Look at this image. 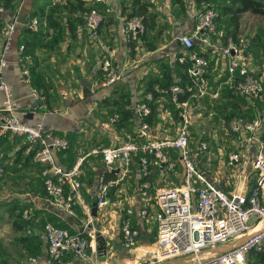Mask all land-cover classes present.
Returning a JSON list of instances; mask_svg holds the SVG:
<instances>
[{
  "label": "crops",
  "instance_id": "obj_1",
  "mask_svg": "<svg viewBox=\"0 0 264 264\" xmlns=\"http://www.w3.org/2000/svg\"><path fill=\"white\" fill-rule=\"evenodd\" d=\"M38 1H14V11H17L19 21L6 52L3 75L10 84L15 112L18 116L29 122L40 120L45 126L55 131L67 133L69 145L54 153L56 161L63 166H69L78 155H82L78 173L81 181L79 186L81 201L77 203L73 216L47 202L44 199L38 162L33 160L30 154L22 151L23 135L11 132L0 136V163L4 168L0 176V187L15 188V190L7 191V196L0 197V200L7 202L8 199H12L9 206L10 213L14 215L9 222L12 228L15 220L27 223L22 228H13L20 232L18 237L22 235L28 237L26 240L17 241L19 247L26 250L30 256L37 257L35 264H46L44 243L39 237L42 224L49 221L69 230L80 231L82 219L86 215L85 208H88L94 234L99 232L103 236L104 252L99 253L96 244V252L91 254L89 259L81 260L67 254L63 261H69L71 264H154L153 205H149L148 214L145 217H139L136 213V209L142 202L141 182L144 179L148 180L149 197L154 196L158 189L179 183L182 177V165L177 149L165 148L173 160L171 167H167L166 163L151 164L143 175L138 159L134 157L135 153L127 169L121 174L118 167H108L100 153L91 151V148L118 142L130 136L137 138L136 128L141 118L133 110L132 104L148 90H145L146 86H152L158 91L151 99L149 119L144 118L150 138L175 133L180 121L179 101H184L189 108L190 119L187 127L188 145L191 149L200 138L204 140L207 138L205 131L199 127L200 122L206 118H209L213 124L219 123L227 127L228 116L236 113L246 116L258 115L264 122V48L261 45L263 42L257 43V39L255 41L252 39L254 35L250 36L246 57L253 71L263 78V86L258 95L247 97L242 94H230L224 60L218 48L225 32L230 28L228 12L218 13L216 24L221 35L212 37L213 42L210 44L202 43L197 37H193L192 44L185 47L176 37L179 32H190L197 21V11L207 2H214V0H142L146 2L152 25L146 26L144 36L143 32L139 35L138 47L133 46L131 41L132 49L130 40L126 38L123 31L125 15L135 8L131 7V0H107L96 3L102 13L98 24V36L103 46L95 42L83 21L74 19L76 10H68L62 6L55 7L53 14L60 24V35L55 37L52 45L36 43L31 45L34 74L46 84L47 102L45 104L43 100L34 99L29 94V83L21 79L18 60V44L25 37H31L25 29V21L29 17L33 4ZM60 1L50 0L52 4H59ZM105 6L109 8L105 9ZM12 9L13 7H6L0 10L2 22L9 18L13 12ZM71 24L73 29L69 27ZM262 28H264L263 19ZM150 43H153V46H149ZM184 51H196L208 57L209 66L205 73L207 92L202 95L189 92L174 103L170 99L168 86L159 84L166 81L168 77L175 81L181 80L185 68L176 55ZM103 57L109 59L111 69L121 71V76L111 83L105 84L99 81L100 62ZM190 88L194 90V85ZM120 93L126 94L129 101L122 100ZM115 98L116 100L112 102ZM1 99L0 90V104ZM122 105L129 107L126 116L117 125L109 122L108 115L116 106ZM195 109H198L200 115ZM213 129L214 127L211 128ZM229 131L231 132L230 129ZM213 137L215 134L211 132L209 138ZM232 139L233 136L230 138L229 146L223 152H221L222 146H218L220 149L215 153V162L219 166L217 170L220 171L217 177L213 170H207L209 167L206 166L205 169L198 165L208 177L226 190H230L237 180H244V174L248 175L246 185L250 184L253 178L251 172L249 173L251 169L249 164L243 166L242 173H238L235 168L226 164V152L234 148ZM254 148L255 144L252 143L249 153ZM241 151L244 152L242 149ZM196 158L195 156V163ZM108 169L112 174L107 177L118 179L109 185L106 204L97 207L94 200L97 176L99 173L104 175L103 171ZM93 204L95 208L92 210ZM127 208H131L130 214L125 213ZM18 212L21 214L18 215ZM23 212H27L26 217H23ZM122 217H127L130 224L138 229L137 240L132 248H125L121 244L119 224ZM31 234L33 237L30 236ZM233 243L235 241L220 244L209 252L223 250ZM189 261L190 258L187 255L163 260L167 264H186ZM15 263L18 264V262Z\"/></svg>",
  "mask_w": 264,
  "mask_h": 264
},
{
  "label": "built area",
  "instance_id": "obj_2",
  "mask_svg": "<svg viewBox=\"0 0 264 264\" xmlns=\"http://www.w3.org/2000/svg\"><path fill=\"white\" fill-rule=\"evenodd\" d=\"M89 5L83 9L84 25L99 46H103L98 36V24L102 18L101 11L94 2L107 0H88ZM108 9V6L104 7ZM0 10L2 7L0 6ZM17 11L3 20L0 26V90L2 99L0 104V134L17 133L23 135L22 151L30 154L39 164L44 199L61 209L65 213L75 215V207L80 202L79 163L82 155H78L69 166H63L55 159V152L69 145L68 138L45 126L40 120L29 122L15 112L14 97L8 81L4 78L3 67L6 62V52L10 46L13 32L19 21ZM218 11L210 4L203 5L197 11V21L190 32H179L176 37L185 47L197 37L202 43L210 44L212 37L220 36L216 24ZM38 17H27L25 24L35 27ZM144 30L140 14L125 15L123 31L133 46L138 47L139 35ZM51 31V27H48ZM250 43L244 35L225 33L223 41L218 45L224 60V70L231 93L242 94L247 97L258 95L262 89L263 78L256 74L246 57ZM23 49V43L18 44V51ZM20 62V76L29 83V94L40 101L44 98V91L30 83L29 64L32 57L29 52L18 54ZM179 61H186L185 70L191 78L194 90L190 93L202 95L207 92L206 71L209 66L208 57L196 51L178 53ZM101 83H111L121 76V71L110 68V61L103 57L101 62ZM170 99L178 102V93L184 92V86L179 82L168 85ZM152 92L147 90L133 102V110L141 118L136 128L135 137H127L118 142L91 148L100 153L103 162L110 168L118 167L121 174L128 167L131 153L140 150L138 164L144 175L151 164L166 163L173 165V160L166 152V147L176 148L182 165V177L179 183L158 189L155 195L148 196V180L141 182V203L136 209L139 217L148 214L149 205H153L152 219L154 224V264H161L164 259L187 255L190 261L186 264H259L255 261L254 252L264 251V122L258 115L246 116L232 114L227 119L228 128L233 133L234 148L226 152V164L242 173L243 166L249 164L253 178L246 185L245 179L237 180L230 190L224 189L213 179L208 177L195 163L194 157L207 143L200 138L191 149L188 145V123L190 113L184 101L179 113L180 121L172 135L148 137V125L144 116L150 111ZM117 113L108 115L112 122ZM254 143V150L249 153L250 145ZM241 149L244 151L242 152ZM1 168V166H0ZM120 174V175H121ZM118 178L105 177L102 173L97 176L94 190V200L97 207L107 202L110 183ZM86 215L82 219V228L89 226L86 235L80 231H69L65 227L54 225L46 221L39 232L44 243L46 264H71L61 258L67 254L87 260L96 252L95 234L92 218L85 208ZM131 208L125 210L126 214ZM23 217L27 212H23ZM121 244L125 248H132L137 240L138 229L131 225L127 217H122L119 224ZM235 241L229 247L209 252L212 248ZM209 252V253H207ZM36 256H29L28 263L35 264ZM264 263V258H263Z\"/></svg>",
  "mask_w": 264,
  "mask_h": 264
},
{
  "label": "trees",
  "instance_id": "obj_3",
  "mask_svg": "<svg viewBox=\"0 0 264 264\" xmlns=\"http://www.w3.org/2000/svg\"><path fill=\"white\" fill-rule=\"evenodd\" d=\"M14 1L15 0H0V6L2 8H6V7L12 8L13 7L12 10L14 12V3H15ZM96 3L97 2H94L92 4L96 6ZM213 3H215L213 6L217 9L218 13L219 12H228L229 13L228 18L230 21V28L227 30L228 32L226 31L227 33H231L234 36L238 34L239 16H240V13L244 10H248L250 12L260 14L263 18V27H264V0H222L220 2L216 1ZM207 4H209V2H207ZM88 5H89V3H86L85 0H65L63 3H59V4H56V3L52 4L50 2V0H39L36 4H33L32 10L29 12V16L36 15L38 17V23L35 27H31V26H28L25 24L26 25L25 29L29 32L31 37H25L23 40L20 41L23 43V49L18 51V54H20L22 52H29L31 54L32 62L29 64L30 83L32 85H35L37 87H41L43 89V91H44L43 101L45 102V104L47 102L46 84L42 81V79L40 80L38 77H36V74H34V71H33L34 59H33V55L31 52V45L33 43H36L39 45L40 44L52 45V43L55 41V37H58L60 35V28H59L60 24L56 20L57 19L56 16L53 14V10L55 7H61L62 6V7H66L68 10H76L77 14L75 15L74 19L79 21V22H82L83 21L82 11ZM131 7H135V8H132L131 11H129L127 13V15L133 14V13L140 14L142 17L143 24H144V30H145L146 26L152 25L151 15L149 14V12H147L146 2H144L142 0H131ZM217 18H218V14H217L216 19ZM70 23H72V22L70 21ZM1 24H2V18L0 16V26H1ZM48 27H51L52 31H48ZM69 27H70V29H73L72 24ZM144 30H143V36H144ZM129 44H130V47L132 49V42L129 41ZM149 46H153V43H150ZM181 62L185 68L188 60L181 61ZM172 82H179L184 86V92L178 93V95H177L178 100H180L184 96H186L191 90L190 86L191 87L193 86V82H192L191 78L188 76L186 70L184 73H182V77H181L180 81H178V80L175 81V80H172L168 77L166 79V81H162L159 85L167 87ZM147 89L152 92L153 96H155L158 93V91L156 89H154L152 86H146L145 90H147ZM230 94H232V93H230ZM125 95L126 94H124V93H120L119 96L121 97L122 100H124L125 102H128L129 97L125 96ZM115 100H116V98L112 99V102H114ZM149 102H150L149 103L150 107H152V101H149ZM150 110H151V108H150ZM113 112H116L117 115L112 122L117 125L120 123L121 119L124 118V116H126V114L129 112V107H125L123 105L122 106H116L111 113H113ZM149 117H150V111L144 116V118L149 119ZM57 132L65 135L69 140V137H68L66 132L65 133H63L61 131H57ZM2 135H4V134H0V136H2ZM131 137H134V136H131ZM133 153H135V156H134V157H136L135 159H138V155L141 153V151L137 150ZM133 153H131V157H132ZM38 170H39V164H38ZM103 173H104L105 177H107V175L109 176L110 174H112V172L109 169L104 170ZM41 182H42V180H41ZM42 188H43V186H42ZM43 192H44V189H43ZM19 214H21V212H18V215ZM25 220H27V219H25ZM25 224H27V223H20L18 220L13 221V223H12L13 228H22V227H24ZM53 224L57 225L55 223H53ZM57 226H61V225H57ZM61 227H64V226H61ZM69 231H73V230H69ZM80 233L82 235H86V232H84V231H80ZM30 236L33 237L32 234ZM20 237H21L20 238L21 241L26 240L28 238L27 235H22ZM68 255H70V254H68ZM254 258H255V261L257 263L264 264L263 263L264 251L254 252ZM61 259L63 260L64 256H62Z\"/></svg>",
  "mask_w": 264,
  "mask_h": 264
},
{
  "label": "rangeland",
  "instance_id": "obj_4",
  "mask_svg": "<svg viewBox=\"0 0 264 264\" xmlns=\"http://www.w3.org/2000/svg\"><path fill=\"white\" fill-rule=\"evenodd\" d=\"M65 0H61L63 3ZM220 2L222 0H214V2ZM59 2V1H58ZM209 2V4L214 5L215 3ZM240 28L239 34L244 35L250 39V36L254 37L252 39H257V43L263 42L264 48V28H262V16L258 13H253L250 11H243L240 14ZM251 40V39H250ZM196 113L199 114L198 109H195ZM193 113V112H192ZM191 113V114H192ZM196 116H199L197 115ZM210 115V114H209ZM199 127L205 131L207 136L206 141L207 145L205 149L200 151L196 155V164L197 166L209 167L207 170H213V173L218 176L220 171L218 164L215 162V153L220 149L218 146H222L223 152L230 144V138L233 136V133L229 131L226 125H222L219 123L213 124L212 121H209V118H206L203 122H200ZM214 127L213 130L211 128ZM214 132L215 137L209 138L210 133ZM219 144V145H218ZM206 160L207 162H205ZM0 176L4 170L3 165L0 163ZM206 169V168H205ZM14 175V174H13ZM0 187V197L4 198L7 196V191L15 190L14 187L9 188ZM3 200V199H2ZM12 199H8V201L0 200V264H14L18 262V264L28 263V254L26 250H23L19 247V243L21 237L20 232L16 231L10 225V219L14 218L13 213H10L9 206L11 205ZM146 263V262H145ZM16 264V263H15Z\"/></svg>",
  "mask_w": 264,
  "mask_h": 264
},
{
  "label": "water",
  "instance_id": "obj_5",
  "mask_svg": "<svg viewBox=\"0 0 264 264\" xmlns=\"http://www.w3.org/2000/svg\"><path fill=\"white\" fill-rule=\"evenodd\" d=\"M35 101H33L34 103ZM114 170H117V168H114ZM95 208V205L93 204V206L91 207V209L93 210ZM84 232H87L89 230V226H86L84 229ZM95 242L97 244V251L100 253L104 252V240H103V236L98 232L95 235ZM161 264H167L165 262H161Z\"/></svg>",
  "mask_w": 264,
  "mask_h": 264
}]
</instances>
